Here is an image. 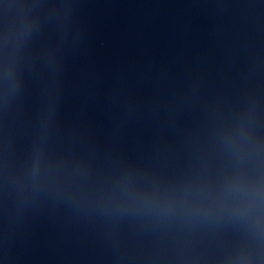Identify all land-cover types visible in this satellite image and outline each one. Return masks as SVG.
I'll use <instances>...</instances> for the list:
<instances>
[{
    "label": "water",
    "instance_id": "water-1",
    "mask_svg": "<svg viewBox=\"0 0 264 264\" xmlns=\"http://www.w3.org/2000/svg\"><path fill=\"white\" fill-rule=\"evenodd\" d=\"M0 264H264V0H0Z\"/></svg>",
    "mask_w": 264,
    "mask_h": 264
}]
</instances>
